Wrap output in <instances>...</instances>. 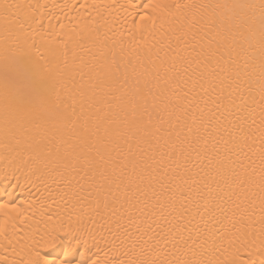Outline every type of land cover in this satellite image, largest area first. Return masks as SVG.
Here are the masks:
<instances>
[{"label":"bare ground","instance_id":"bare-ground-1","mask_svg":"<svg viewBox=\"0 0 264 264\" xmlns=\"http://www.w3.org/2000/svg\"><path fill=\"white\" fill-rule=\"evenodd\" d=\"M0 264H264V0H0Z\"/></svg>","mask_w":264,"mask_h":264}]
</instances>
